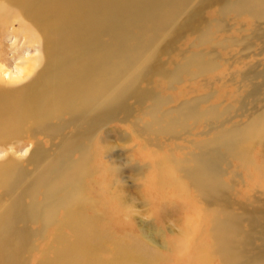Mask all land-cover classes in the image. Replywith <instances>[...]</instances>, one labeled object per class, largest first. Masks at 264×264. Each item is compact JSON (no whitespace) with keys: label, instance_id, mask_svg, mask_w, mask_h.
<instances>
[{"label":"bare ground","instance_id":"1","mask_svg":"<svg viewBox=\"0 0 264 264\" xmlns=\"http://www.w3.org/2000/svg\"><path fill=\"white\" fill-rule=\"evenodd\" d=\"M212 6L218 31L229 16L264 19V0H0L1 27L16 33L19 18L23 38L38 50L21 67L16 86L3 84L0 63V264H114L101 258L114 238L101 214L89 212L86 181L94 176L93 142L111 122L136 112L140 134L151 137L213 125L181 157L161 158L170 167L158 168V182L177 177L203 205L211 243L200 264L210 257L220 264H264V207L239 206L224 179L229 160L249 164L255 144L264 141V109L227 126L233 110L210 104L214 92L172 106L171 95L149 85L156 76L175 86L217 71L216 50L232 46L216 40L205 18ZM186 32L198 34L194 47L200 49L170 69L161 58ZM258 76L264 72H249L243 81L249 85ZM249 88L237 109L259 96V88ZM18 143L33 144L25 161L16 156ZM51 236L59 242L57 254L32 261L36 239Z\"/></svg>","mask_w":264,"mask_h":264},{"label":"rangeland","instance_id":"2","mask_svg":"<svg viewBox=\"0 0 264 264\" xmlns=\"http://www.w3.org/2000/svg\"><path fill=\"white\" fill-rule=\"evenodd\" d=\"M218 17L217 6L205 11L216 40L227 39L232 47L227 45L216 50L220 55L217 71L197 79L185 77L175 86L166 78L156 76L149 85L161 94L171 95L174 100L172 106L186 98L214 92L209 103L231 106L233 111L226 124L231 126L250 121L264 109V78L255 77L249 85L243 81L249 72L257 75L264 72V36L258 38L252 34L257 31L264 35V19L259 22L248 15L229 16L225 20V29L218 31L213 26ZM14 23V29H19L16 33L12 27L0 25V63L6 70V83L4 81L3 84L8 86L22 82L15 79L20 76L21 67L27 58L38 54V50L22 36L24 33L20 29L24 22L16 18ZM195 34L186 32L173 47L172 54L162 56L168 68L172 69L190 51L200 49L194 47L198 36ZM230 39L238 40L237 43L244 41L248 47H244L245 43L237 46ZM252 86L260 89L259 96L256 100L248 99L242 110L237 109L238 102L245 100ZM129 117L126 121L120 117L111 122L93 142L94 176L86 181L87 196L91 200L89 212L97 216L101 214L105 220L102 225L104 231L114 238L108 247L109 252L102 253L101 258L108 262L113 260L114 264H200L199 257L209 251L211 243L205 209L196 193L190 187L184 189V184L177 177L158 182V168L170 167L161 158L167 155L181 157L194 142L211 132L213 125H191L187 133L151 137L150 134H140L139 113ZM45 143L52 146L48 141ZM24 144L15 146L16 156L22 161L29 157L33 148L32 143ZM3 159L0 155V160ZM250 161L246 164L237 159L229 160L224 179L231 182L230 196L239 206L264 207L263 140L255 144ZM28 168L33 167L28 165ZM38 227L40 225L35 226ZM35 244L32 254L35 262L45 254L54 257L60 248L52 236L37 238ZM255 247L259 249L261 242L257 240ZM207 264L220 263L210 257Z\"/></svg>","mask_w":264,"mask_h":264}]
</instances>
